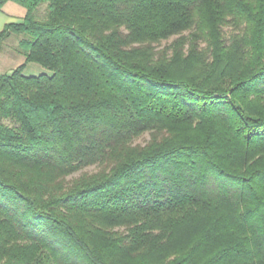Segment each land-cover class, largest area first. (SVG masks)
<instances>
[{"label": "trees", "instance_id": "obj_1", "mask_svg": "<svg viewBox=\"0 0 264 264\" xmlns=\"http://www.w3.org/2000/svg\"><path fill=\"white\" fill-rule=\"evenodd\" d=\"M9 1L0 264H264V0Z\"/></svg>", "mask_w": 264, "mask_h": 264}, {"label": "rangeland", "instance_id": "obj_2", "mask_svg": "<svg viewBox=\"0 0 264 264\" xmlns=\"http://www.w3.org/2000/svg\"><path fill=\"white\" fill-rule=\"evenodd\" d=\"M16 36L12 37V41H11V45L10 47L12 49H10V47L6 48L5 45V50L0 52V71H2V73H6V72H11L14 68H16L18 65H20L21 63L24 62L25 57L20 54L19 52L15 51V46L18 43L17 41H15ZM169 42H171V40L169 41H165L163 43V45L168 44ZM25 73L30 75V74H41V73H51V71L45 67H43L42 65L35 63V62H30L28 63L26 69H25ZM150 139V135L148 133L144 134L143 136H141L140 138H138L136 140V143H141L144 144L146 143L148 140ZM98 170V166L97 165H91L86 167L85 169L77 172L74 174V176L79 175L82 171H96ZM71 177V176H70Z\"/></svg>", "mask_w": 264, "mask_h": 264}, {"label": "crops", "instance_id": "obj_3", "mask_svg": "<svg viewBox=\"0 0 264 264\" xmlns=\"http://www.w3.org/2000/svg\"><path fill=\"white\" fill-rule=\"evenodd\" d=\"M25 14L26 9L23 6L14 1L7 2L0 8V32L7 23L20 22ZM0 73H2V71H0Z\"/></svg>", "mask_w": 264, "mask_h": 264}]
</instances>
